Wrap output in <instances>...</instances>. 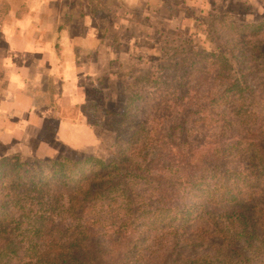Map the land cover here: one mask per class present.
<instances>
[{
    "label": "trees",
    "instance_id": "16d2710c",
    "mask_svg": "<svg viewBox=\"0 0 264 264\" xmlns=\"http://www.w3.org/2000/svg\"><path fill=\"white\" fill-rule=\"evenodd\" d=\"M214 21L218 50L166 41L145 72L120 74L128 99L110 159L0 157V264H264V115L251 83L264 19ZM106 37L119 50L112 23ZM152 120L175 150L147 153Z\"/></svg>",
    "mask_w": 264,
    "mask_h": 264
},
{
    "label": "rangeland",
    "instance_id": "374dc122",
    "mask_svg": "<svg viewBox=\"0 0 264 264\" xmlns=\"http://www.w3.org/2000/svg\"><path fill=\"white\" fill-rule=\"evenodd\" d=\"M68 1L74 4L75 20L81 22L76 21L77 25L67 29V34H72V36L87 34V27L82 26V21L89 16V35L95 41L96 38L99 40L106 37L110 23L120 33L121 40L124 39L117 51L113 48V41L108 39L109 52L116 55L110 59L108 64L96 61L98 49L97 47L90 48L92 56L87 69L90 70L92 79L88 81L90 88L88 98L86 97L87 100L83 101L82 105L67 111L71 116L85 118L88 123L98 129L100 145L98 143L95 145L96 153L93 155L105 159H110L116 149V132L112 128L115 114L124 111L128 99V92L121 83V73L130 72V74L139 75L145 72L153 60L160 56L161 47L166 41H169L172 46L174 44L187 45L185 42L192 40L196 45H203L209 50H218L219 41L216 39L212 41V36L208 34V30L215 22L214 19L218 16L225 15L228 20L238 22H259L264 19V0H261L263 7L256 3L250 4V0ZM32 36L34 37V34ZM255 65L258 66V70L253 73L257 72V75L251 83L252 87L258 90L256 108L264 115V44L258 52ZM128 73L124 75L130 78ZM52 122L55 124L54 121ZM9 124L11 130L16 129L12 121ZM4 125L7 127L6 124ZM149 125L151 129L147 153L150 156L165 155L175 150L173 138L168 129L154 120L150 121ZM48 126L46 124L42 136L50 139L52 131L48 129ZM51 127L53 128V125ZM14 134L15 130L14 133L9 134L10 138L0 140V157L7 154H18L24 160H34L59 155L77 159L89 155H79L71 150H67L66 154L61 151L51 152V149L43 142L37 144L38 147L32 150L31 146L34 142L29 141L23 144Z\"/></svg>",
    "mask_w": 264,
    "mask_h": 264
},
{
    "label": "crops",
    "instance_id": "0c3cea01",
    "mask_svg": "<svg viewBox=\"0 0 264 264\" xmlns=\"http://www.w3.org/2000/svg\"><path fill=\"white\" fill-rule=\"evenodd\" d=\"M254 3L263 7L261 0H250ZM73 5L68 0H0V140L15 130L21 143L34 142L32 150L43 142L55 153H96L98 129L67 111L88 98L90 48L97 47L98 62L108 64L116 55L109 52V38L95 41L89 35V16L82 21L87 34H67L81 22ZM10 121L16 129L9 128ZM46 124L50 139L42 136Z\"/></svg>",
    "mask_w": 264,
    "mask_h": 264
}]
</instances>
